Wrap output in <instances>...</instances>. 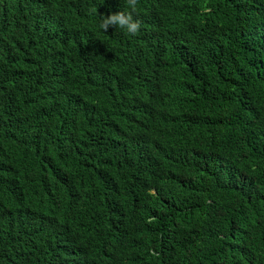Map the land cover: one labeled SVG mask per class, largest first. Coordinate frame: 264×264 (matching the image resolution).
I'll return each mask as SVG.
<instances>
[{
	"label": "trees",
	"instance_id": "1",
	"mask_svg": "<svg viewBox=\"0 0 264 264\" xmlns=\"http://www.w3.org/2000/svg\"><path fill=\"white\" fill-rule=\"evenodd\" d=\"M0 0V264H264V0Z\"/></svg>",
	"mask_w": 264,
	"mask_h": 264
},
{
	"label": "clouds",
	"instance_id": "2",
	"mask_svg": "<svg viewBox=\"0 0 264 264\" xmlns=\"http://www.w3.org/2000/svg\"><path fill=\"white\" fill-rule=\"evenodd\" d=\"M140 0H125V7L121 11L103 15L99 28L107 32L109 27L119 28L130 36H135L141 28V21L134 17L137 13Z\"/></svg>",
	"mask_w": 264,
	"mask_h": 264
}]
</instances>
